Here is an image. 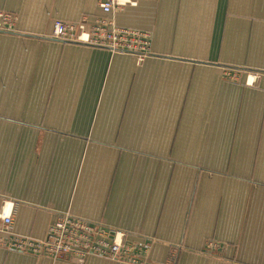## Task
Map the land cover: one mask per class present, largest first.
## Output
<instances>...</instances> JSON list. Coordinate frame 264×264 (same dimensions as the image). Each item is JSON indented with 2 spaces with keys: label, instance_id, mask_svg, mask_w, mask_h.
Returning a JSON list of instances; mask_svg holds the SVG:
<instances>
[{
  "label": "crops",
  "instance_id": "crops-1",
  "mask_svg": "<svg viewBox=\"0 0 264 264\" xmlns=\"http://www.w3.org/2000/svg\"><path fill=\"white\" fill-rule=\"evenodd\" d=\"M99 1L0 0V216L35 238L64 213L104 224L145 264H264V81L218 71L264 72V0ZM97 18L152 55L51 37ZM0 264L127 263L0 246Z\"/></svg>",
  "mask_w": 264,
  "mask_h": 264
},
{
  "label": "built area",
  "instance_id": "built-area-1",
  "mask_svg": "<svg viewBox=\"0 0 264 264\" xmlns=\"http://www.w3.org/2000/svg\"><path fill=\"white\" fill-rule=\"evenodd\" d=\"M139 0H101L103 13H115L126 7H134ZM112 19V18H109ZM12 26L10 14H0V25ZM52 37L62 42H77L106 48L113 52L130 53L142 62L152 55L151 34L120 28L108 18H97L89 27L82 23L54 20ZM261 78L262 76L259 75ZM259 77H251L257 85ZM260 85V84H259ZM12 211L0 216V246L21 253L48 256L53 260L66 259L82 263L89 256L131 264H145L141 257L127 249L126 233L104 224L90 222L69 214L59 217L43 238L12 232Z\"/></svg>",
  "mask_w": 264,
  "mask_h": 264
},
{
  "label": "rangeland",
  "instance_id": "rangeland-1",
  "mask_svg": "<svg viewBox=\"0 0 264 264\" xmlns=\"http://www.w3.org/2000/svg\"><path fill=\"white\" fill-rule=\"evenodd\" d=\"M139 2V1H138ZM138 4V3H137ZM108 20H110V21H112L114 24H116V22H115V20L112 18V19H108ZM63 21V20H62ZM65 22H67V21H65ZM71 23H82L83 25H84V27H85V22H84V20H82V21H76V22H71ZM117 25V24H116ZM118 26V25H117ZM118 27H120V26H118ZM120 28H123V27H120ZM128 29V28H127ZM129 30H133V29H129ZM134 31H139V30H134ZM142 32H147V31H142ZM149 34H150V32H148ZM51 37H52V34H51ZM76 44H78L77 42H75ZM110 51V50H109ZM112 53H118V52H113V51H111ZM119 53H121V52H119ZM122 54H126V55H130V53H125V52H122ZM130 56H133V55H130ZM135 59H136V61H137V58L135 57V56H133ZM137 63H142V62H139V61H137ZM219 68V67H218ZM218 70V69H217ZM219 72H221V77L223 78V80H225V81H227L229 84H240V85H245V86H251V87H254V88H257V87H260L261 86V83H258L257 85H254L253 83H251L250 82V80H252L251 79V77L253 78V77H259V75L260 76H262L261 78L259 77V79H260V82H263L264 81V72H255V71H252V70H248V69H246V68H236L235 69V71H229V70H227V69H225V67H223V68H221V71H220V69L218 70ZM260 84V85H259ZM203 108H200V109H192V112L193 111H198L199 112V114L201 115V112H204V111H206V110H202ZM194 127V126H193ZM259 159V158H258ZM65 214H69V215H72V214H70V213H64V214H62V215H65ZM62 215H60V216H58V218L59 217H61ZM72 216H74V215H72ZM75 217H77V216H75ZM57 218V219H58ZM56 219V220H57ZM55 220V221H56ZM54 221V222H55ZM53 222V223H54ZM52 223V224H53ZM51 224V225H52ZM50 225V226H51ZM45 237V236H44ZM126 240V239H125ZM127 249L130 251L131 249L129 248V246H127ZM107 260H109V259H107ZM110 261H113V260H110ZM113 262H118V263H127V264H131V263H129V262H127V261H113Z\"/></svg>",
  "mask_w": 264,
  "mask_h": 264
},
{
  "label": "trees",
  "instance_id": "trees-1",
  "mask_svg": "<svg viewBox=\"0 0 264 264\" xmlns=\"http://www.w3.org/2000/svg\"><path fill=\"white\" fill-rule=\"evenodd\" d=\"M151 51H152V49H151Z\"/></svg>",
  "mask_w": 264,
  "mask_h": 264
}]
</instances>
